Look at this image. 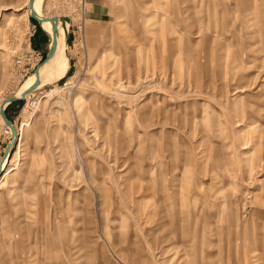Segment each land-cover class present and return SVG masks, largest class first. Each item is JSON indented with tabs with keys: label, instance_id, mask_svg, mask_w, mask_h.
Here are the masks:
<instances>
[{
	"label": "rangeland",
	"instance_id": "rangeland-1",
	"mask_svg": "<svg viewBox=\"0 0 264 264\" xmlns=\"http://www.w3.org/2000/svg\"><path fill=\"white\" fill-rule=\"evenodd\" d=\"M25 1L0 0V100L50 60ZM97 1L44 0L66 73L7 106L0 264H264V0Z\"/></svg>",
	"mask_w": 264,
	"mask_h": 264
},
{
	"label": "bare ground",
	"instance_id": "bare-ground-1",
	"mask_svg": "<svg viewBox=\"0 0 264 264\" xmlns=\"http://www.w3.org/2000/svg\"><path fill=\"white\" fill-rule=\"evenodd\" d=\"M43 3H44V0H35L34 8L37 11L39 16L45 17V18L50 17L49 15H47L45 13L44 8H43ZM22 9L24 10V13H22L19 17L25 18V19H28L31 21V19H33V18L31 17L29 0L25 1V4L22 7ZM33 20H35V19H33ZM35 22L48 35V37H49V46L48 47H52L53 46V38H54L53 22L51 20H46L44 22H39V21L35 20ZM57 28L58 29H57V33H56V37H55L56 42L54 44L53 55L51 57H49L50 60L41 64L38 67L40 81H39V85L37 88H41L46 84L52 83L54 79H57L66 73L65 68H66L67 59H68L67 58L68 45L66 43V36H65L66 29H65L64 20L58 19ZM49 58H47V59H49ZM36 80H37V73H36V68H35L33 73H31L30 75H27V78L24 79V82H22V84L19 86V88L11 96H22L23 92L25 90H27L30 86H32ZM29 94H27V96H29ZM27 96H26V98H27ZM9 97L10 96L3 97L0 100V106H1L2 102L5 99H8ZM0 119L3 122V124H5L4 119L1 115H0ZM7 128H9V127L7 126ZM9 130L11 131L10 128H9ZM9 130H8V132H9ZM20 131H21V128H20ZM10 134H12V133H10ZM21 147H22V140H21V137L19 134L17 144L15 145V147L9 152V154L3 160V166H4L3 175L5 178L7 176H9L13 170L10 166L7 167V164L9 162H11L15 157L18 156V154L21 150ZM15 148H16V150H15ZM1 160L2 159H0V161ZM6 167H7V169H6ZM3 175H2V177H3ZM1 178H0V180H1ZM4 184H5V181L3 179V181L0 182V188Z\"/></svg>",
	"mask_w": 264,
	"mask_h": 264
},
{
	"label": "water",
	"instance_id": "water-1",
	"mask_svg": "<svg viewBox=\"0 0 264 264\" xmlns=\"http://www.w3.org/2000/svg\"><path fill=\"white\" fill-rule=\"evenodd\" d=\"M34 3L35 0H29V7L31 10V17L39 22H44L46 20H51L53 22V31H54V38H53V46L49 47L46 59L51 57L53 55V51H54V44L56 42V33H57V23H58V17L57 16H50V17H41L38 15L37 11L34 8ZM36 73H37V80L35 81V83L30 86L27 90H25L22 94V96H10L8 99H5L1 106H0V115L3 117L5 124L11 129V139L8 143V145L6 146L4 153L2 155V160L0 161V178L3 175L4 172V166H3V160L5 159V157L9 154V152L15 147V145L17 144L18 138H19V132L17 129V126L15 125V123L8 117L7 113H6V108L10 103L13 102H17V101H22L26 99L27 94L36 91L37 87L39 85V71L38 68H36ZM8 103V104H7Z\"/></svg>",
	"mask_w": 264,
	"mask_h": 264
},
{
	"label": "crops",
	"instance_id": "crops-1",
	"mask_svg": "<svg viewBox=\"0 0 264 264\" xmlns=\"http://www.w3.org/2000/svg\"><path fill=\"white\" fill-rule=\"evenodd\" d=\"M87 3H89L90 5H91V8H89L88 10H87V14L89 15V16H92V18H96L95 17V14L97 13V12H99V10H100V7H101V2H98L97 0H87ZM46 13V12H45ZM50 16H52V15H50ZM54 16H57V15H54ZM42 88V87H41ZM38 89H40V88H37V90ZM14 103V102H13ZM6 113H7V115H8V117L11 119V120H13L12 119V115H11V108H10V110L8 109L7 110V108H6ZM20 128H21V126L19 127V129H18V131H20ZM8 166H9V163H8ZM13 170L15 169V168H13V166H10ZM13 170H12V172H13ZM10 176V175H9ZM9 176H7L6 178L4 177V175H3V179H4V181L9 177ZM3 179H1V181H3ZM0 181V182H1Z\"/></svg>",
	"mask_w": 264,
	"mask_h": 264
},
{
	"label": "built area",
	"instance_id": "built-area-1",
	"mask_svg": "<svg viewBox=\"0 0 264 264\" xmlns=\"http://www.w3.org/2000/svg\"><path fill=\"white\" fill-rule=\"evenodd\" d=\"M18 64H21L22 63V60L21 59H18L17 61H16ZM7 126V125H6ZM7 132H8V129H7ZM9 133V132H8ZM10 134V133H9ZM10 135H12V134H10Z\"/></svg>",
	"mask_w": 264,
	"mask_h": 264
}]
</instances>
